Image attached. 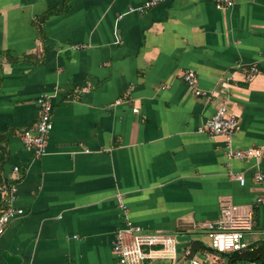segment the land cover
<instances>
[{"label":"crops","instance_id":"obj_1","mask_svg":"<svg viewBox=\"0 0 264 264\" xmlns=\"http://www.w3.org/2000/svg\"><path fill=\"white\" fill-rule=\"evenodd\" d=\"M145 1L0 0V209L14 184L22 210L0 235V264H115L127 220L171 234L180 251L207 246L202 226L225 202L250 212L246 244L264 240L254 180L264 157L227 156L228 145L264 146V0L129 11ZM251 65L259 73L246 82ZM186 70L204 96L181 79ZM41 95L52 128L36 156L20 135ZM220 104L239 124L229 143L200 132Z\"/></svg>","mask_w":264,"mask_h":264},{"label":"built area","instance_id":"obj_2","mask_svg":"<svg viewBox=\"0 0 264 264\" xmlns=\"http://www.w3.org/2000/svg\"><path fill=\"white\" fill-rule=\"evenodd\" d=\"M163 0H146L136 8L129 11L143 12L156 6ZM216 8L231 6L235 0H212ZM259 73V69L251 65L243 73L244 81H250ZM181 79L194 91L196 95H205L198 89V78L194 71L186 70ZM38 106L37 121L25 128L20 135L21 141L26 148L31 149L36 156H41L46 151L47 136L52 128L53 104L48 96L41 95L36 99ZM138 112V109H134ZM239 129L237 118L230 113L226 104H220L213 115L204 122L200 132L210 137L223 136L229 143L234 133ZM227 156L240 160L249 158H263L264 146L247 149H232L228 145ZM19 168L13 167V172L18 173ZM241 185L244 177H235ZM254 180L264 188V174L256 171ZM16 187L12 184L4 198L0 209V235L5 231L8 222L15 215L21 214L22 210L14 207ZM119 207L126 212L121 197L117 196ZM256 203L264 204V191L256 196ZM250 212H243L241 207L230 202H225L220 210L216 221L203 225V229L209 239L208 249L199 250L195 254L189 248L182 251L178 249V242L174 236L161 232H149L140 225L126 221L125 227L118 229L113 238L112 251L115 264H144L152 260H167V264H228V254L240 252L248 248L243 241V233L253 227ZM180 251V252H179Z\"/></svg>","mask_w":264,"mask_h":264},{"label":"trees","instance_id":"obj_3","mask_svg":"<svg viewBox=\"0 0 264 264\" xmlns=\"http://www.w3.org/2000/svg\"><path fill=\"white\" fill-rule=\"evenodd\" d=\"M208 248V245L205 246L199 242L190 243V250L192 254H195L199 250H207ZM236 261L264 264V240L257 241L249 245L247 249L240 252H233L228 254V264H232Z\"/></svg>","mask_w":264,"mask_h":264},{"label":"rangeland","instance_id":"obj_4","mask_svg":"<svg viewBox=\"0 0 264 264\" xmlns=\"http://www.w3.org/2000/svg\"><path fill=\"white\" fill-rule=\"evenodd\" d=\"M249 235L250 233H245V236H244V240H248L249 239ZM182 236L178 235V240H179V243H184V239L181 238ZM184 264V263H183ZM233 264H250V262H244V261H237L236 263H233Z\"/></svg>","mask_w":264,"mask_h":264}]
</instances>
